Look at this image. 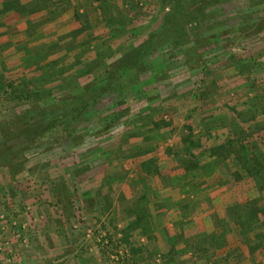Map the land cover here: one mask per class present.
Returning <instances> with one entry per match:
<instances>
[{
    "label": "rangeland",
    "instance_id": "obj_1",
    "mask_svg": "<svg viewBox=\"0 0 264 264\" xmlns=\"http://www.w3.org/2000/svg\"><path fill=\"white\" fill-rule=\"evenodd\" d=\"M167 1L72 0L55 18L44 9L0 15V142L27 109L66 114L68 106L60 101L71 102L82 86L93 88L94 79L107 75L105 66L149 34L177 38L171 27L158 32L171 11ZM201 3H192L180 28L188 36L179 37L188 42H167L149 55L158 81L127 85L132 78L122 75L116 80L125 81L120 89L112 88L75 121L79 141L44 135L33 147L20 137L10 139L15 153L0 146V264H264V212L255 231L244 233L234 222V205L264 209V190L254 176L234 174L243 151L264 164V0ZM103 12L113 18L111 27ZM12 82L29 99L17 97L7 86ZM96 167L100 174L83 177ZM55 173L59 179L53 182L49 176ZM84 186L120 191L123 221L120 207L90 211L95 196L78 190ZM152 188L169 194L165 200L154 192L162 208L175 205L192 214L182 226L190 236L182 244V231L176 236L163 228L154 237L144 228L150 222L141 193ZM126 191L137 200L134 211ZM56 226L62 228L58 236L77 234L76 243L43 247L38 237ZM259 231L262 238L256 239ZM60 244L69 255L40 256L53 257ZM26 255L37 257L30 261Z\"/></svg>",
    "mask_w": 264,
    "mask_h": 264
},
{
    "label": "trees",
    "instance_id": "obj_2",
    "mask_svg": "<svg viewBox=\"0 0 264 264\" xmlns=\"http://www.w3.org/2000/svg\"><path fill=\"white\" fill-rule=\"evenodd\" d=\"M203 1L205 0L167 1V3L171 2V11L163 18L162 25L160 26L158 32L160 35H162V31H170L171 27V30H173L175 35H177L176 37L178 39L175 38L168 41L169 38L167 39L165 36L159 37L158 33L149 34L144 42L140 43L136 47L128 49L125 55H122L121 59L116 63L110 65L109 67L105 66L107 75L103 80L94 79L92 83L94 86L93 88H90L89 86H82L81 91L77 93L76 96H69L71 102H65V100L60 101L68 106V111L66 114H59L55 109L49 110L46 107L37 111L35 108H30V111L27 109L22 113V115L19 116L20 118L17 117V120L13 122L14 126L9 134V139L0 142V146L3 148V150H7L8 153H15L13 146L9 145L10 139L20 137L26 142L27 147H33L40 142V138L44 135L49 136L47 137L49 140L56 139L62 142L69 141L70 143L79 141L83 135L80 133V135L76 134L75 121L78 120V118L80 120L83 119L82 117L84 114H88L89 111L91 112V107L97 103L101 96L109 93L112 88L119 87L120 89V87L125 84V81L122 80L116 82V80L123 78L124 76L122 75L126 74L125 76H127V80L132 78L129 82H127V85H133V83L141 82L142 85L145 84L146 86L158 81L160 77L159 73L155 71L157 68L151 63V61H147L149 55L156 51L157 46L167 42H171V44L176 47L178 43L179 46H184V43L188 42V38L185 40L179 37V35L183 37L188 36L185 33L180 34V32L183 31V29L180 28H183L185 15L193 12L192 8H190L193 2L197 3L199 6ZM71 3L72 0H34L31 5H26L20 0H3L0 4V15H3L9 11H13L21 15L26 12H39L44 9L46 14H56L52 16L55 18L64 13L69 8ZM165 4L166 3H164L163 6H165ZM201 10L204 11L205 9L201 8ZM75 12V17L78 19L77 8ZM108 15L109 14L103 12L102 19L106 27H111L109 24L113 18ZM51 18L49 17L50 20ZM124 24L125 22L121 21V26ZM179 24H181V26ZM78 32L80 33L82 30H79ZM87 70L88 72H91L93 69L92 67H88ZM143 72H148V76L145 80L141 77ZM17 83L12 82L7 86L8 88L12 89L13 93L16 92L17 97L29 99V93L20 91L18 87L15 88ZM20 83H22V81ZM53 105H57V103H54ZM261 106L263 107L264 105ZM116 117L118 118V115H116ZM190 144L192 145L193 142L190 141ZM242 148L245 149L244 146ZM235 162H237L238 166H236L237 169L234 174H237L238 178L243 176L242 171L245 173L247 172V175H252L256 179L258 189L264 190V172H261L264 168V164L258 160V157L254 152L243 151L242 157L237 158ZM234 179L236 178L234 177ZM246 205L248 206H243L240 210L238 209V205H234L236 206L234 207V222L239 224L238 226H240L242 232L244 233L255 231L259 228L258 214L259 212H264V209L260 210L259 207L254 208L249 203ZM227 214L229 216V212H227ZM257 238H262V233L260 231L256 236V239Z\"/></svg>",
    "mask_w": 264,
    "mask_h": 264
},
{
    "label": "crops",
    "instance_id": "obj_3",
    "mask_svg": "<svg viewBox=\"0 0 264 264\" xmlns=\"http://www.w3.org/2000/svg\"><path fill=\"white\" fill-rule=\"evenodd\" d=\"M100 167H102V166H100ZM100 167L90 168L88 171H86L84 176L81 175V177L82 176L83 177H87V179H88L89 177H92V175H94V174H100L98 172L100 170ZM101 175H102V173H101ZM49 178H51L53 182H56L57 178H58V174L55 173L54 175H50ZM83 179H85V178H83ZM91 181L94 182V183L97 182V177H94ZM87 184L90 185L92 183L88 182ZM59 186H60V182H59ZM59 188L55 187V189L57 191H59ZM95 189L96 188H90L89 186L88 187L84 186V189L83 188L78 189V190H81V191H85V193H87L88 191L89 192L91 191L92 194H93L92 196H95L94 201H96L95 204H97V205L93 204L90 207L91 209L89 208L90 211H94V213H96L97 211H105V210L109 211L110 209L115 211V209H114L115 206H116V210H117L118 207H120L121 204L119 203V201H120V197H122V195H123V194L120 193V191H117V192L113 191L112 192L111 190L107 189L106 186L101 187V188L98 187V189H96V190ZM156 191H157L158 194H160L159 197H161L162 199L164 198L165 200H169V199H166V197H165V195L169 196L168 193H166V192H164L162 190H161V192H162L161 193L160 191L156 190V188H152L150 190H147V191H144V192L141 193V195L146 197V200H147V204H148V219H149V222H150V223L147 224L148 226H145L144 228L151 229V233H153L154 237L158 236V235H162L164 233L163 228H169V230L172 229L171 231L175 232L177 234L176 236H179L181 234V231H182V235L179 237L180 238V242L178 243V244H182L183 241H186V239H188L190 237V236L186 237L187 235H189V233L186 232V229L183 230L182 226L183 225L185 226L188 222H192V221H190L192 214L190 213V216L183 215V213H181V212H185V211L183 209L182 210L179 209V207H177L175 205H173L172 208H168V210L166 208L165 209L162 208V206L160 205L161 202L158 203L159 202V198L157 199V195L158 194L156 193ZM154 192L157 195L156 194L154 195ZM88 194L91 195V193H88ZM79 195L80 196H84L85 194L83 192V193H79ZM85 196H89V195L86 194ZM124 196L126 198H130L132 200L131 203H130L131 206L128 209H129V211H134L135 207H133L132 204L134 203V205H136V203H137L136 198L133 197L134 195H129L127 193V191L124 193ZM167 198H169V197H167ZM106 200H109L110 202H112L111 206H110V203L109 204L107 203L105 206L101 205L102 202H104ZM167 202H169V201H167ZM131 207H133V209H131ZM166 207H169V206L167 205ZM121 209H122V206L120 207V210ZM120 210H119V213H117V216H118V219L122 218V221H123V218H125V215H123L124 214L123 209H122V211H120ZM120 212H122V215L120 214ZM141 217H142V215H141ZM166 217H168L167 220L165 219ZM131 219H132V221L136 220L135 217H132ZM160 219H161V221H160ZM170 220H171V222L168 223L167 221H170ZM125 221H126V219H125ZM228 223H230V222H228ZM54 224L56 225L55 222H54ZM125 224H126V222H125ZM179 225H181L180 226L181 229L179 228ZM136 226L139 227V225H137V224H136ZM197 226H199V225H197ZM140 229L142 230V228H140ZM61 230H62V228L60 226H56L55 231H53L52 229L47 228V230L44 231L45 232L44 233L45 236L43 235L41 237H38V239L40 240V244H42L43 247H45L47 242L50 243V244H53V243H61L62 244V242H63V244L64 243H70V244L76 243L77 234L74 233V234H71V235L68 234L67 236H65L64 233H62L61 236H58V235H60L59 233H61ZM143 232L147 233V230L146 231L144 230ZM167 234H168V236H172V234H174V233H167ZM61 244H60V246H58V248L55 247V248H57V250L59 249V251H55L54 254H53V257H51V255H40V256H44L45 260L47 258H49V259L58 258V260H59V259L63 258L62 255H69V253L64 251L65 249H64L63 245H61ZM178 244H177V249L180 247V246L178 247ZM41 250L42 249L40 248V251ZM44 250H46V249H44ZM44 252H46V251H44ZM71 253H72V250H71ZM35 256L36 255H33L32 257H29V255H26L25 259L33 261L32 258L35 257Z\"/></svg>",
    "mask_w": 264,
    "mask_h": 264
}]
</instances>
